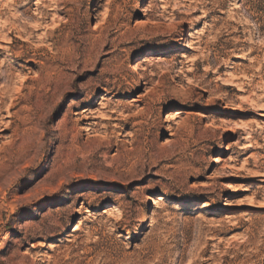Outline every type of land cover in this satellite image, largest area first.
<instances>
[{"label":"rangeland","instance_id":"1","mask_svg":"<svg viewBox=\"0 0 264 264\" xmlns=\"http://www.w3.org/2000/svg\"><path fill=\"white\" fill-rule=\"evenodd\" d=\"M262 174L264 0H0V264H264Z\"/></svg>","mask_w":264,"mask_h":264},{"label":"bare ground","instance_id":"2","mask_svg":"<svg viewBox=\"0 0 264 264\" xmlns=\"http://www.w3.org/2000/svg\"><path fill=\"white\" fill-rule=\"evenodd\" d=\"M227 86H230V84H227ZM261 176H264V174H262ZM159 199H160V198H159ZM152 201H157V198H156V197H152L151 200H150V203H151ZM181 206L184 207V206H186V204H183V205H181Z\"/></svg>","mask_w":264,"mask_h":264}]
</instances>
